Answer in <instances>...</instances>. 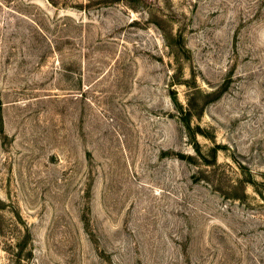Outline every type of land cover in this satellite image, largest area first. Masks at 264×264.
Segmentation results:
<instances>
[{
    "label": "rangeland",
    "instance_id": "1",
    "mask_svg": "<svg viewBox=\"0 0 264 264\" xmlns=\"http://www.w3.org/2000/svg\"><path fill=\"white\" fill-rule=\"evenodd\" d=\"M0 264H264V0H0Z\"/></svg>",
    "mask_w": 264,
    "mask_h": 264
}]
</instances>
